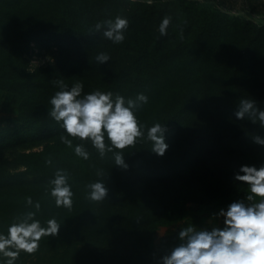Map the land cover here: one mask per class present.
<instances>
[{
    "label": "trees",
    "instance_id": "16d2710c",
    "mask_svg": "<svg viewBox=\"0 0 264 264\" xmlns=\"http://www.w3.org/2000/svg\"><path fill=\"white\" fill-rule=\"evenodd\" d=\"M229 10L223 0H0V89L10 97L8 118L16 121L0 128V150L43 143L14 158L43 186L4 187L0 176V234L35 211L28 197L41 204L35 219L42 226L53 218L61 223L58 235L42 237L39 249L22 251L15 264H159L154 236L167 227L162 245L170 254L181 243L174 224L189 203L243 199L247 185L235 175H243L241 166L264 165V146L251 138L264 137V127L234 113L242 98L264 110V23ZM117 16L128 20L122 43L103 37V30L90 33L95 23ZM165 16L172 21L161 36ZM31 39L56 47L53 61L30 69ZM101 52L110 60L98 64ZM57 80L69 89L82 83V96L96 90L125 100L145 94L148 102L135 115L147 127L166 128L165 154L151 150L147 128L143 139L122 150L127 168L115 165L112 153L102 159L91 141L69 136L73 147H67L62 122L49 115ZM81 143L88 160L74 152ZM105 143L111 146L107 137ZM58 169L68 175L71 210L57 207L51 196ZM101 180L108 196L93 202L84 189ZM6 259L0 254V264Z\"/></svg>",
    "mask_w": 264,
    "mask_h": 264
},
{
    "label": "clouds",
    "instance_id": "9594fccd",
    "mask_svg": "<svg viewBox=\"0 0 264 264\" xmlns=\"http://www.w3.org/2000/svg\"><path fill=\"white\" fill-rule=\"evenodd\" d=\"M172 21L171 16H165L159 25L161 36L167 34ZM128 27V20L117 16L114 20L107 19L97 22L90 29V33L101 32L103 37L115 44L124 41V30ZM98 64L110 60L109 54L101 52L95 57ZM60 89L50 100L52 105L49 115L57 122H62L67 136L61 135L60 140L67 147H73V140L91 141L93 147L103 159L106 153H112L114 164L127 168L122 150L134 146L138 139L144 138V129L147 128V140L151 142V150L163 156L168 149L165 142L166 128L160 123L151 127L138 121L135 112L142 105L147 104L148 97L140 93L135 99L125 98L112 92L99 90L82 96L84 85L74 83L69 89L63 80L54 81ZM234 115L240 120H250L264 127V110L257 107L254 99L242 98L238 110ZM105 137L111 146L105 143ZM252 140L264 146V137L253 135ZM114 149L121 151H114ZM76 156L89 159V152L83 143L74 148ZM51 164L49 158L46 161ZM240 173L235 180L248 186V195L245 200L231 203L227 210L221 209L219 215L224 217V227L212 228L211 231L188 226L179 231L181 243L174 247L170 254L163 255L159 264H264V165L241 166ZM97 175L103 177V171ZM51 196L55 198L57 207L71 210L73 207V192L68 184V175L63 169H58L55 178L50 181ZM90 189L89 199L93 202H103L108 196V189L101 181L87 185ZM28 206H34L35 211H28L22 219L12 223L7 234H0V254L4 264H15L23 251L33 254L39 249L42 237L56 236L60 224L55 218L49 219L46 226L35 219L41 210V204L28 197Z\"/></svg>",
    "mask_w": 264,
    "mask_h": 264
},
{
    "label": "rangeland",
    "instance_id": "374dc122",
    "mask_svg": "<svg viewBox=\"0 0 264 264\" xmlns=\"http://www.w3.org/2000/svg\"><path fill=\"white\" fill-rule=\"evenodd\" d=\"M152 1V0H149ZM228 6H230V10L232 13L242 14L249 18H253L256 22L264 23V0H223ZM253 8L255 11H253ZM56 43H52L54 45ZM56 47L49 48V45L44 46L38 43L35 40L29 41V49L26 52V57L29 59V67L31 66V62H38L35 66L41 64H47L53 61V56L56 53ZM169 80L173 81L176 79V76H170ZM251 79V78H249ZM247 89L251 93L252 88L247 86ZM10 97L8 94L0 89V128L10 127L16 124V121L10 120L8 118L9 114L13 113L12 106L10 104ZM43 147V143L36 144H24L16 148H10L6 150H0V176L3 177V182H6V186L4 187H18L25 188L27 190H35L43 186L38 183V178L32 175H26L24 170L26 167L24 165L18 164L15 162V157L19 152L29 151V150H37ZM4 169V173L2 172ZM44 181V180H43ZM45 184V181L42 182ZM85 192H90V189H84ZM243 199L241 197H235L230 200L229 203L218 204L214 203L211 205H201V204H188L187 212L182 219V221L174 226L178 227V237L179 231L188 226H194L197 229H204L211 231L212 228H223L224 225V217L219 215L221 209L227 210L228 206L240 200H245L249 194L248 186L246 187V192ZM39 195V194H37ZM185 224V225H184ZM167 231V227H160L154 236V249L156 250L158 257L161 258L165 253V247L162 245V240L165 237Z\"/></svg>",
    "mask_w": 264,
    "mask_h": 264
},
{
    "label": "built area",
    "instance_id": "2783aa9c",
    "mask_svg": "<svg viewBox=\"0 0 264 264\" xmlns=\"http://www.w3.org/2000/svg\"><path fill=\"white\" fill-rule=\"evenodd\" d=\"M38 62H36L35 63V65L37 64ZM42 64V63H41ZM41 64H39V65H41ZM34 65V62H31V66H30V69H33V68H35L36 66ZM38 66V65H37Z\"/></svg>",
    "mask_w": 264,
    "mask_h": 264
}]
</instances>
